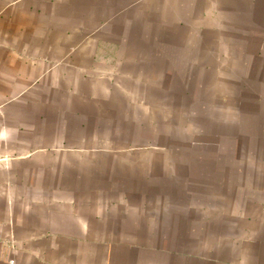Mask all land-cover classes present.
<instances>
[{
	"label": "crops",
	"instance_id": "crops-1",
	"mask_svg": "<svg viewBox=\"0 0 264 264\" xmlns=\"http://www.w3.org/2000/svg\"><path fill=\"white\" fill-rule=\"evenodd\" d=\"M107 2L100 19L101 0H0V264H264V176L251 196L244 177L217 174H242L243 167L213 163L195 176H219L223 190L211 196H133L131 153L147 149L140 150V134L133 147L118 138L131 136L122 120L147 108L143 94L155 78L179 76L178 64L167 73V50L146 30H198L194 14L206 18L218 3V13L234 14L232 28L253 30L251 57L263 63L250 68L258 71L263 1ZM116 25L140 32H105ZM222 35L220 52L232 45L244 53L241 39ZM202 41L183 39L189 62L202 61L206 71L213 52ZM204 153L209 162L217 154Z\"/></svg>",
	"mask_w": 264,
	"mask_h": 264
},
{
	"label": "rangeland",
	"instance_id": "rangeland-1",
	"mask_svg": "<svg viewBox=\"0 0 264 264\" xmlns=\"http://www.w3.org/2000/svg\"><path fill=\"white\" fill-rule=\"evenodd\" d=\"M107 1L111 3L113 0H101V5L105 8L100 9V19L108 15L103 13L109 4ZM116 1L126 3L130 0ZM262 1L264 3V0ZM215 5L213 11L205 15L206 18L201 17L199 13L194 14V25L198 30H190L188 25L175 27V24L169 30L157 26L146 30L157 38V45L162 53L167 50L169 57L163 56L167 58L163 61L167 73L172 66L176 67V64L180 72L179 76L155 78V85H149V91L143 94L147 108H133L122 120L126 133L131 136L118 138L121 141L129 140L133 147V144L136 146V143H139V140L134 139L138 137L135 134H140L142 143H145L140 150L147 149L140 154L132 150L131 162L129 163L130 158L126 162L132 165L130 192L133 196H145V192L149 197L163 194L167 197L165 199L183 195L184 198L192 199L211 196L223 190L216 182L219 176L199 181L195 176L198 167H208L213 163H219L221 167H228L227 169L243 167L242 174H237L232 169L229 174H217L224 176V181L227 178L234 181L244 177L250 184L245 193H250L251 196L258 194L257 186L264 176V69L256 71L250 67L263 62L251 57V43L247 34L253 30L246 27L232 28L234 19L231 17L234 14L223 11L218 13L219 4ZM220 21L225 22L221 25ZM259 22H263L261 18ZM200 24L211 27L204 30ZM109 31H113V37H135L140 29L128 31L116 25L113 30L105 29V32ZM119 31L121 33L117 35ZM167 31L169 35L165 37L167 33L164 32ZM258 31L264 34V28ZM186 34L195 38L197 43L202 39L206 42L210 40L213 61L212 66L206 67H210L206 71L202 61L196 59L194 63L189 62L192 49L184 45ZM221 35L233 42L241 39L244 42L241 46L244 53L236 54L237 47L232 45L226 54L220 52L218 40ZM171 39L175 40L171 42ZM163 40L167 42L162 44ZM237 56H244L245 59L235 60ZM220 68L223 76L217 77ZM188 69L190 70L186 71ZM192 72L196 75H188ZM257 72L261 73V76ZM141 95L140 92L132 98L139 101L137 98L140 99ZM126 141L124 143L127 145ZM116 146L123 148L121 143ZM205 151L217 153L211 162L207 158L212 155L209 157ZM159 183H166L167 186ZM208 183H211V186L207 187ZM261 195L264 196V192Z\"/></svg>",
	"mask_w": 264,
	"mask_h": 264
}]
</instances>
